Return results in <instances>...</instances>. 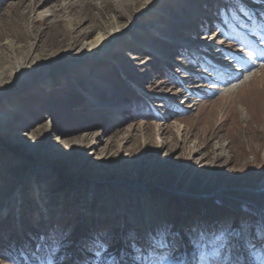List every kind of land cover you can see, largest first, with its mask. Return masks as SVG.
I'll use <instances>...</instances> for the list:
<instances>
[{"label": "rangeland", "instance_id": "rangeland-1", "mask_svg": "<svg viewBox=\"0 0 264 264\" xmlns=\"http://www.w3.org/2000/svg\"><path fill=\"white\" fill-rule=\"evenodd\" d=\"M124 1L0 0V67L15 76L37 63L63 69L49 87L0 99V132L12 130L0 140V264L37 244L45 260L54 250L52 264H150L135 257L163 250L171 264H192L194 232L264 230V38L247 30L257 18L264 32V0ZM52 39L63 48L31 52ZM94 39L108 47L83 63ZM199 49L242 69L256 52L258 65L236 79L254 81L223 89L220 73L195 62ZM37 130V152L16 153L10 138ZM52 142L65 158L25 184ZM132 183L145 187L133 193ZM136 209L134 219L123 215ZM148 216L169 249L147 245ZM98 241L107 247L100 258Z\"/></svg>", "mask_w": 264, "mask_h": 264}, {"label": "bare ground", "instance_id": "bare-ground-1", "mask_svg": "<svg viewBox=\"0 0 264 264\" xmlns=\"http://www.w3.org/2000/svg\"><path fill=\"white\" fill-rule=\"evenodd\" d=\"M113 1H116V0H113ZM123 2L125 3L124 0H123ZM139 2H141V1H139ZM253 24L256 25L255 30L257 31L258 35L264 38V32L261 31V28L258 25L259 23L257 21V18H255V21L253 22ZM19 34H23L24 35L23 38L27 37L25 35V33L21 30H19ZM118 35H122V34H118ZM185 40L186 39H181V41H185ZM105 42H106V40H104V39H94V40L90 41V43L88 45H86V47L83 49V53H82L83 56L82 57L85 58L83 63H90L93 60H95L96 58L100 57L102 54H104V51L108 47L104 44ZM48 46L50 48H48ZM48 46L42 45V43L41 44H35L34 47L31 48V52L33 51V48H34V50H42V51H56V49L59 50V49L63 48V47H59V45L57 44L55 39H52V42H50ZM66 46H68V45H66ZM176 46H179V45L176 44ZM180 46L184 47L185 49L192 47V45H190V44L188 45L187 43L180 44ZM189 50H192V49H189ZM65 51H67V50L65 49ZM254 53L256 54V52H254ZM255 54L253 55V58L254 57L255 58L252 59V63H251L252 66L251 65L249 67L246 66V68H244V69H242V67L233 66L234 63H231V62H227L226 64L219 62L218 65H215L213 67H207V68L210 69L211 71H214L215 73L216 72L220 73V75H221L220 77L223 79V80L221 79V81L225 82V84L222 86L223 89H226L228 87H232V90H238L241 87H243L244 85H247V84L250 85L252 83V81H254L253 78H251V79L245 78V80L243 82L239 83V82H236V79L239 77H242L244 74H246L247 71L253 70L255 65H258L257 62L261 58L259 56L256 57ZM78 55H79V53H77L75 55V57H78ZM80 60H82V58ZM80 60H78V61H80ZM255 62H256V64H255ZM20 68H21V70H17L20 73H18V75L15 76V75H12V73L9 72L8 70L0 67V79H1L0 99L18 101L21 99L20 98L21 94H23V93H25L24 95L28 94L29 92L33 91V88L35 86L49 87L52 85L51 83H52L53 79H55L54 78L55 75H58V72L63 70L61 68V65H59V63H56V62L51 63L49 65V67H46L40 63H37V64L33 65L31 68H28L26 71H23V68H25V67H20ZM6 80H8V82H4ZM96 91H94L93 94L96 93ZM191 100L192 99H188V101H191ZM192 102L194 105H196L199 102H201V99L196 98ZM12 110H15V108H12ZM177 113L178 112H176V111L172 112V114H177ZM11 131H9L6 128H2V130L0 132V140H3L5 135L10 133ZM37 131H34L29 136H25L22 133H20L17 136L10 138V140H12V141H10V144H12V145H14V147L18 148L17 149L18 151L16 153L20 152L23 156L31 157L32 152H34V151L37 152L38 146L35 143L34 137L35 138L36 137L42 138V140L45 141L44 140L45 135L42 132H41V135H38L37 133H39V131L38 132ZM56 145H57L56 142H54V143L52 142L50 145L48 144L47 146L46 145L43 146V149L40 151V153L38 152L37 162L32 165L33 166L32 169H30L28 171V173L24 176V178H25L24 181H26V182H24L25 184L28 183L27 181H29L31 179L34 180L36 177H38L40 175H44V174L50 175L52 172H54V169L56 168L57 163L61 159H64L65 154H66V151L63 147H59L56 151L51 152V149ZM51 153L53 154V156L50 157V160H47V156L50 155ZM13 154H15V152ZM47 173H49V174H47ZM144 187H145L144 185L139 184V183H132L131 185H129V188L131 189V191L133 193L135 191L141 189V188H144ZM115 188L118 189L119 186H116ZM258 193H264V188H263V190L259 191ZM258 193L256 192V194H258ZM150 206H152V205L145 203V208L147 209L146 212L148 211L147 212L148 215H150V212L153 210V208ZM120 208H121V206H120ZM120 210H122V209H120ZM140 210H142V209H140ZM139 212L140 211L138 209H136L134 211L125 210L123 212V215H126V214L130 215V218L134 219V217H136V215ZM120 215L123 216L122 214H120ZM157 221L158 220L153 219L152 217L148 216V223H147L146 227L143 226V228H142L144 230L151 231L149 238L154 237L156 239H159L161 234L166 236V233H164V231H161V230L156 228L158 226ZM162 253L165 254L166 253L165 250H163ZM126 263H129V261H126Z\"/></svg>", "mask_w": 264, "mask_h": 264}, {"label": "snow or ice", "instance_id": "snow-or-ice-1", "mask_svg": "<svg viewBox=\"0 0 264 264\" xmlns=\"http://www.w3.org/2000/svg\"><path fill=\"white\" fill-rule=\"evenodd\" d=\"M237 4L241 0H235ZM243 10V9H242ZM243 242V250L241 243ZM148 246L161 249H169L170 241L166 236L161 234L159 239L150 237L146 242ZM189 245L193 251L192 264H264V255L254 249L264 248V230L259 231L256 236H250L246 228L241 225L238 228L228 227L218 230L194 232L189 238ZM175 247L174 242L171 243ZM137 253H142V248L137 247L135 243L132 245ZM43 245L37 244L35 250L26 254L21 250L17 256L12 257L13 264H52L51 256L54 255V250L49 253L47 260L40 255ZM107 252V247L104 242H97V258L104 256ZM6 257L0 256V260ZM136 260H146L150 264H171L169 261V253H165L160 257H156L153 252H149L148 256L137 255ZM112 264H116L113 257ZM179 264H187L186 259H181Z\"/></svg>", "mask_w": 264, "mask_h": 264}, {"label": "trees", "instance_id": "trees-1", "mask_svg": "<svg viewBox=\"0 0 264 264\" xmlns=\"http://www.w3.org/2000/svg\"><path fill=\"white\" fill-rule=\"evenodd\" d=\"M152 118V117H151Z\"/></svg>", "mask_w": 264, "mask_h": 264}]
</instances>
